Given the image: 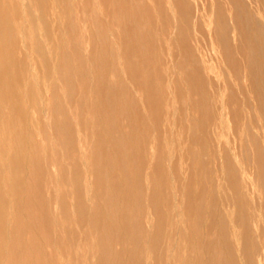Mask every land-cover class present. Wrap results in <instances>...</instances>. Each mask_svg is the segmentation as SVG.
<instances>
[{
    "label": "bare ground",
    "instance_id": "obj_1",
    "mask_svg": "<svg viewBox=\"0 0 264 264\" xmlns=\"http://www.w3.org/2000/svg\"><path fill=\"white\" fill-rule=\"evenodd\" d=\"M0 264H264V0H0Z\"/></svg>",
    "mask_w": 264,
    "mask_h": 264
}]
</instances>
